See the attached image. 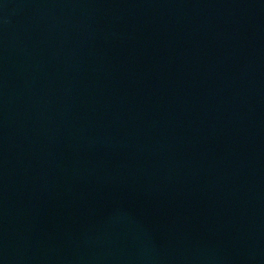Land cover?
Segmentation results:
<instances>
[{"label":"water","instance_id":"1","mask_svg":"<svg viewBox=\"0 0 264 264\" xmlns=\"http://www.w3.org/2000/svg\"><path fill=\"white\" fill-rule=\"evenodd\" d=\"M0 264H264V0H0Z\"/></svg>","mask_w":264,"mask_h":264}]
</instances>
